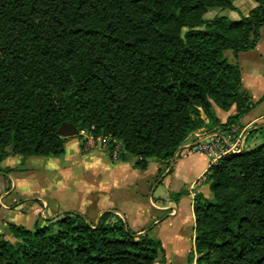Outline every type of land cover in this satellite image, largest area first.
Segmentation results:
<instances>
[{
  "label": "trees",
  "instance_id": "16d2710c",
  "mask_svg": "<svg viewBox=\"0 0 264 264\" xmlns=\"http://www.w3.org/2000/svg\"><path fill=\"white\" fill-rule=\"evenodd\" d=\"M255 1L239 19H207L212 9L239 10L235 0H0V161L64 154L59 128L70 122L80 138L107 136L111 158L120 142L118 159L135 157L142 170L162 162L161 182L193 132L242 125L255 106L226 56L257 47L264 0ZM215 105L236 113L223 123ZM256 135L262 143L209 167L211 198L195 192L191 263L264 264V123L248 138ZM8 228L0 264L167 262L152 228L135 231L114 210L97 221L64 210L35 230Z\"/></svg>",
  "mask_w": 264,
  "mask_h": 264
},
{
  "label": "crops",
  "instance_id": "0c3cea01",
  "mask_svg": "<svg viewBox=\"0 0 264 264\" xmlns=\"http://www.w3.org/2000/svg\"><path fill=\"white\" fill-rule=\"evenodd\" d=\"M254 5L255 3H252L248 9L244 8V13L248 14L249 11L257 5V3L255 6ZM238 9L241 10L242 8L238 7ZM231 14L237 16L236 12H230V15ZM252 98L253 101L256 102L253 96ZM214 109L223 123L227 121L228 116L236 113L235 106H233L229 111H225L217 105H215ZM246 117H248V114L240 120V123L243 126L257 123L260 119V116H256L254 118ZM204 130H206V128H201L193 132L188 137L184 145L173 158L172 165L164 171L161 177L162 180L159 182L163 184L168 191L175 192L186 187L188 188L189 193L183 195L178 202L170 200L171 198L167 202V199L162 195L158 196L157 200L150 197L151 205L154 208L161 212L170 213L167 218L158 222L156 227L161 226L168 221H174L176 222L175 225H178L176 233H180L181 224L186 220V217H188L189 222L192 224L194 229L195 214L193 202L195 192H202L204 196L211 198L212 192L210 184L205 181V174L210 167V160L204 153L192 150V145L195 143L197 136ZM76 142L77 143L74 144L72 149V153L65 151L62 157L56 159L55 164H50L51 170H53L54 173L48 175L50 177L49 182L52 189L57 187L56 185L59 179L70 178L72 180H79L80 184L78 187L81 189H78V192L82 194V197L81 199L79 197L78 200H81L80 202L82 205L71 206L68 203H60V201L57 202V194H54L53 198L55 199V209L51 210V215L53 217L64 210H78L83 213H87L89 208L102 201L98 210L95 211L93 215L94 218L106 209H114L119 215L123 216L127 220L129 225L133 226V230L135 231L145 230V227L143 226L145 225L144 221L145 223H148V221L152 219H155L156 221L158 220L156 216L151 213L150 207L147 204L144 205L143 202H140V199L133 196L132 190L137 185L139 186V182H142L143 184L149 182L147 177L149 175V170L153 169L155 171V176H159L160 170L166 168L165 164L159 161H150L147 169L142 170L136 166L135 157L128 156L124 160H114L107 152L100 149H93L85 152L83 151L81 142H79L78 139ZM25 160L26 159H22L20 155H10L0 161V176L7 175L9 178L13 179V184L17 187L19 183V178L16 176L18 174L16 171L18 170L17 165H21V163ZM6 168H12L15 172H7L5 170ZM159 187L160 184L155 187L152 193H155ZM192 187H195V189L192 190ZM4 188H6V190L3 193L0 192V197L12 194L9 191L10 189L7 190V185H5ZM28 195H30V197L25 199L13 197L10 204H5L1 200V205L5 210H10L9 212H25L28 205L27 211L32 212L35 217H37L39 213L45 214L43 209L44 207H47L50 210V202L47 199L45 192L38 193L35 191L29 193ZM35 200H37V202H35ZM27 201L30 203H27ZM120 209L125 210L126 215L125 213L123 214ZM127 216L129 218L131 217L130 219L132 220L128 219ZM1 221L2 220H0V231L9 238L7 222ZM194 237L195 234L193 235V239ZM155 264H172V262L168 256L166 263L156 262ZM192 264L196 263L194 262Z\"/></svg>",
  "mask_w": 264,
  "mask_h": 264
},
{
  "label": "rangeland",
  "instance_id": "374dc122",
  "mask_svg": "<svg viewBox=\"0 0 264 264\" xmlns=\"http://www.w3.org/2000/svg\"><path fill=\"white\" fill-rule=\"evenodd\" d=\"M235 4L242 8L241 10H235L231 11L229 9H212L209 12L205 14V18L211 19L216 15H227L230 18H240L241 13H244V8L248 9L249 6H251L252 3H255V0H235ZM258 4V3H257ZM254 5V6H255ZM230 12H236L237 16L230 15ZM226 56L229 58L230 61L239 63L242 69V76H243V87L248 90L252 96L254 97L255 106L252 108V110L248 113V117L246 118H254L256 116H260L259 122L252 123L251 127L252 129L256 127L257 124L264 123V26L261 29V39L259 41V44L255 49L249 50V51H242L238 53V55H235L233 51H227ZM260 99H262L260 101ZM245 121V120H244ZM248 125V124H247ZM244 125V126H247ZM243 126V125H242ZM76 136H70L67 137L69 140L66 143V152L72 153V149L74 147V144L77 143V139L81 144H84L83 151H91L93 149H100L102 150L98 145L96 146H88L85 144V136L82 138ZM77 138V139H75ZM263 142V138L259 135L253 136L251 138H248L247 141V148L254 147L260 143ZM103 151V150H102ZM60 156H31L21 163V165H17L16 170L18 174L16 175L17 178H19L18 186L15 187L13 184V179L9 178L7 175L0 176V192L3 193L6 188L5 185H7V190H9L12 194L9 196H2L0 197V220L1 222L5 221L8 223L13 222L19 225H23L29 229L35 230L36 225L44 226L49 222L50 219H52V213L51 210L55 209V199L53 198L54 194H57L58 201L60 203H68L71 206H81V200H78V198L82 197V194L78 192V189H81L78 187L80 184V181L75 179L72 180L70 178L66 179H59L57 183V187L51 188V184L49 182V175L54 173L53 170H51L50 164H55L56 159L62 157ZM9 172H15L12 168ZM78 171V170H77ZM155 171L153 169L149 170L148 180L149 182H146L143 184L142 182H139V186L133 188L132 194L137 199H140V202H143V204H147L150 207V211L152 214L156 216V218L159 220L160 218H167L170 213L168 212H161L154 208L151 205L150 197H153L154 200L158 199V196L162 195L164 198L168 200L171 198L170 194L172 191H168V189L163 186V184L159 183L157 181L159 176H155ZM47 176V177H46ZM12 181V183H11ZM160 184V187L155 193H152L154 191L155 187ZM9 187V188H8ZM45 192L47 195V199L50 202V210L47 207H44V212L39 213L37 217L33 215L32 212H28L27 208L25 209V212H9L10 210H5L3 206L1 205V200L5 204H10V201L13 197H19L20 199H25L30 197L28 195L31 192ZM52 194V195H51ZM212 197V195H211ZM30 200V199H29ZM172 200V199H170ZM174 201V200H173ZM37 202V200H35ZM176 202V201H174ZM27 203H30L27 201ZM102 203L98 202L95 205H93L91 208L88 209L87 213H83L78 210H74L77 212H81L85 214L90 220L97 221L100 217L98 215L97 217H93L95 211L98 210L99 205ZM163 203V202H159ZM10 207V206H9ZM119 208V207H118ZM107 210H114V209H106ZM122 213L126 215V211L123 209H120ZM103 211V212H104ZM115 211V210H114ZM102 212V213H103ZM145 213V211H144ZM128 217V216H127ZM3 218V219H2ZM131 218V217H130ZM128 217V219H130ZM132 220V219H130ZM155 219H152L148 221V223L144 221L143 225L145 227V230H148L150 228L151 235L156 236L160 238L163 242V245L166 249L167 257H170V261L172 264H192L189 259V254L192 251L193 245H194V239L193 235L195 234L192 224L189 222L188 217H186V220L182 222L181 224V231L180 233L177 232L178 225H175L176 222L168 221L165 224L161 226H157V222ZM141 226V227H143ZM130 227L133 229V226L130 225ZM9 231V228H7ZM9 239L13 240V236L10 232H8Z\"/></svg>",
  "mask_w": 264,
  "mask_h": 264
},
{
  "label": "built area",
  "instance_id": "2783aa9c",
  "mask_svg": "<svg viewBox=\"0 0 264 264\" xmlns=\"http://www.w3.org/2000/svg\"><path fill=\"white\" fill-rule=\"evenodd\" d=\"M251 129V125L242 126L239 124L231 125L228 128L215 127L212 131L206 129L197 136L195 143L192 145V150L207 155L211 166L224 155L238 153L246 149ZM81 134L85 136L86 145H98L103 151H109L107 136L95 137L84 130L81 131ZM120 151L121 143L116 142L111 152L114 160H118ZM194 189L195 187H192V190Z\"/></svg>",
  "mask_w": 264,
  "mask_h": 264
},
{
  "label": "water",
  "instance_id": "95a60500",
  "mask_svg": "<svg viewBox=\"0 0 264 264\" xmlns=\"http://www.w3.org/2000/svg\"><path fill=\"white\" fill-rule=\"evenodd\" d=\"M59 132L64 137L76 136L79 134V130L74 123L64 122L59 128Z\"/></svg>",
  "mask_w": 264,
  "mask_h": 264
}]
</instances>
